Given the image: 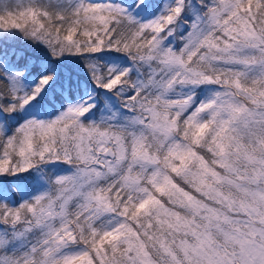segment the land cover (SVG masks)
I'll return each mask as SVG.
<instances>
[{"label":"snow or ice","instance_id":"6c2138e0","mask_svg":"<svg viewBox=\"0 0 264 264\" xmlns=\"http://www.w3.org/2000/svg\"><path fill=\"white\" fill-rule=\"evenodd\" d=\"M0 264H264V0H0Z\"/></svg>","mask_w":264,"mask_h":264}]
</instances>
